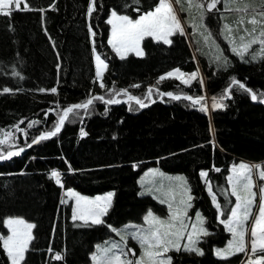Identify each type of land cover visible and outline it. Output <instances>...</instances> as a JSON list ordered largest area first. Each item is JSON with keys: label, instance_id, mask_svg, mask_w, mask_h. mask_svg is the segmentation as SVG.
I'll list each match as a JSON object with an SVG mask.
<instances>
[{"label": "trees", "instance_id": "1", "mask_svg": "<svg viewBox=\"0 0 264 264\" xmlns=\"http://www.w3.org/2000/svg\"><path fill=\"white\" fill-rule=\"evenodd\" d=\"M24 3L30 10L0 14V132L7 127L22 131L12 148H26L44 132L54 130L59 115L70 105L96 96L110 100L118 92L143 98L152 84L162 93L192 97L207 91L224 107L212 108L209 114L200 110L202 103L168 96L143 108L136 102L94 100L87 110L69 114L55 136L1 161L0 236L8 233L3 223L8 217H22L35 225L21 264H89L96 246L112 235V228L142 222L149 210L166 214V204L143 193L139 182L152 166L186 175L193 206L203 213L208 231L198 241L202 255L175 249L171 264H240L244 253L222 259L215 247L230 237L219 221L230 215L235 203L227 179L232 164L264 161V103L260 102L264 99V58L258 54L253 60L248 54L242 61L230 50L218 35L225 10L218 9L206 19L218 42L205 41L201 29L202 34L194 33L188 25L189 36L177 33L171 44L145 38L143 56L132 53L120 59L108 43L110 12L137 18L158 0H96L91 16L87 13L90 0H23L21 8ZM236 19L234 15L227 22L234 24ZM94 46L108 65L104 88L96 77ZM198 66L206 78V91L199 81L186 86L175 78L160 80L175 69L193 72ZM233 77L255 92L257 100L233 85L231 95L222 101ZM53 87L56 93L40 91ZM4 88L10 91L4 93ZM109 90L112 93L106 94ZM81 129L87 135L81 136ZM10 149L0 145V154ZM53 170L62 174L63 187L51 178ZM201 171L208 172L206 179L217 195L219 210ZM70 187L86 195L114 191L103 224L73 221L71 203H62ZM56 253L61 260L54 258ZM0 264H10L2 240Z\"/></svg>", "mask_w": 264, "mask_h": 264}, {"label": "snow or ice", "instance_id": "2", "mask_svg": "<svg viewBox=\"0 0 264 264\" xmlns=\"http://www.w3.org/2000/svg\"><path fill=\"white\" fill-rule=\"evenodd\" d=\"M182 0H175L176 4H181ZM221 0H208L206 11L215 10L217 4ZM236 0H226L225 7L227 8L230 4L235 3ZM243 2V0H241ZM22 0H0V14L4 16H10L15 10H30L27 3H24V7L21 8ZM96 0H90L87 13L89 16L92 15L95 9ZM188 11L191 12L192 8L197 10H205V5L203 3L197 2V0H187ZM15 6L14 8L12 6ZM180 10H185L181 7ZM239 13H242L237 23V28L233 29L229 24L224 25V31L226 32L225 39L233 45L231 51L239 56V58L244 61L245 53L252 49L254 45H259L258 53L253 51L252 59H257L259 54L260 58H264V0H260L259 6H255L253 3L245 2L243 7H237L232 9ZM43 11V10H41ZM139 11V9H137ZM251 14V18L245 20L244 16ZM259 17V19L257 18ZM200 19L203 20V11H201ZM108 24L112 26L111 37L108 43L112 46L113 51L116 53L120 59H124L127 52H134L136 55H143L141 48V41L145 38H153L157 41H162L164 44H171L172 40L170 37L176 35L177 33L183 35L184 29L182 23L178 17L177 10L173 6V0H158L155 7L147 12H143L136 19H133L127 15H120L115 10L110 14L107 21ZM245 24L252 25L251 31ZM257 25L260 26L259 35H255L257 31ZM196 27L195 25H193ZM203 27V25H201ZM91 32V26H89ZM243 31L245 35H240L238 37L240 44L236 46V40L233 38L232 33ZM205 31H207L205 29ZM94 36L95 33L93 32ZM211 38V33L204 36L207 41ZM218 48V46H217ZM93 53L95 57L96 65V77L100 80V87L104 88L103 83V72L107 69L108 65L104 59L101 58L100 54H97L95 47H93ZM217 60L220 59L218 56ZM178 75H175L177 74ZM13 75H19V73H13ZM181 79L187 76V79H182L181 82L189 85L192 80L199 79L201 85H203V79L198 77L197 72L191 74H185L180 72L179 69L174 70V72H169L166 76L160 77V80L165 78ZM233 85H238L239 88L251 94L252 100H257V95L248 89L244 83L237 80L235 77L232 78L231 84L228 89H225V93H229ZM139 85H136L138 87ZM10 89L4 88L3 92L8 93ZM41 92L50 91L51 93H56L57 89L53 87L50 90L40 89ZM126 92L127 90H121ZM152 89H149V94ZM119 95V93H117ZM173 100H180L182 97L180 95H174L172 92L164 93ZM264 95V94H261ZM224 97H221L223 99ZM135 99L136 103L140 105L141 108L146 105L138 98L131 97ZM183 99L192 101V103L199 104L204 100V97L184 96ZM94 100H104V97H91L83 103L70 105L63 109L62 114L59 115V120L56 123L54 130L41 134L33 140V143H38L40 140H46L50 137L55 136L63 127L66 120L69 118V114L78 115L76 110L84 109L87 110L90 105L93 104ZM264 103V99L260 101ZM107 104L119 103L118 100L110 99L106 101ZM213 108H222L224 105L222 103L216 102V98H213ZM201 111H206V107L202 106ZM31 127V125H29ZM80 135H87L83 129L80 131ZM0 143H3L0 140ZM31 147V145H29ZM23 149L16 152H9L7 156L0 155V160L10 158L11 156L19 155ZM254 169H258V177L261 183L257 185L253 177ZM220 171V169H215ZM69 171H72L69 168ZM62 174L53 170L51 172V178H54L55 183L63 187ZM200 176L205 178V183L207 185V191L211 196L212 203L219 210L221 205L217 201V195L213 191V186L210 181L206 178L208 172L201 171ZM178 181V189L180 191V200L176 207H173L171 202H167L164 199L160 200L161 204L168 203L169 216L167 219H161L156 216L151 210L143 217V220L149 225L148 229L143 230L141 234H133V239H136L141 248V254L135 259V261L122 258L126 257L128 253L123 250L120 254L112 252V249L118 248L117 244H112L111 249L105 248L101 250V255H93V259L96 264H171V257H165V254L174 248L177 251L180 249L178 244L179 239L184 235L187 225L184 220L187 217L188 209L192 207L191 201L193 197L190 194V188L188 187V182L184 177L175 178ZM229 184L231 185V196L235 197L234 206L230 209V215L226 219H220V223L224 225L228 232L232 234V240L228 242V245L224 249H217L216 255L222 259H227L230 256L250 253L248 257L247 264H264V166L261 165H248L241 163L239 165H233L232 174L227 178ZM69 195H72L76 199V206L72 209V219L73 221L81 220L85 224L89 222L91 225H100L104 223L102 219L108 212L111 206V199L113 193L109 192L104 196H97L95 198H89L86 196H81L79 193L68 191ZM175 200V194L173 192L172 197ZM257 199L259 203H257ZM64 201H62L63 203ZM223 215V213H221ZM197 223L192 225L193 231L188 233L189 244L184 245V250L189 252H195L198 255H202V251L194 247L195 241L193 240L194 235H208V231L203 227L204 219L199 212L196 213ZM251 222V227L247 226L248 222ZM9 229L10 235L3 237L0 236V240L3 241V248L6 251L8 257L11 260V264H21L25 259V253L28 251L29 244L33 239L32 229L35 227L34 224L26 222L23 218H8L3 222ZM111 227V226H109ZM112 231H117L112 229ZM250 233V238L246 240V236ZM122 240L125 238L122 236ZM99 248V246H97ZM51 251V249H50ZM129 253L135 255L134 251L129 249ZM111 253V254H109ZM255 256V259L252 257ZM56 260H61L62 256L60 253H56Z\"/></svg>", "mask_w": 264, "mask_h": 264}, {"label": "rangeland", "instance_id": "3", "mask_svg": "<svg viewBox=\"0 0 264 264\" xmlns=\"http://www.w3.org/2000/svg\"><path fill=\"white\" fill-rule=\"evenodd\" d=\"M22 2H23V0H22ZM186 2H187V0H186ZM197 2L203 3L205 5V10H197L196 8H192L191 9V12L189 13V11L187 10L188 9V4L187 5L184 4L183 1L181 2V4H176L175 3V0H173V6L177 10V14H178V17H179V19H180V21L182 23V26H183V29H184V33L189 36L190 33H188V29H189L188 28V25H191V26L195 25L196 27L193 26L192 29H191L192 32H194V33L197 32L198 33L199 29H201V31L203 32V34L200 31L199 32L202 35L206 36V35H208V33H211V38L210 39L213 40L214 42H218L217 36L213 33L212 27H210L209 24L206 23V19H207V17H208L209 14H212V12L215 13V12L218 11V9L221 10V8H222V9L225 10L224 13H223V14H225V18L223 19L224 20V24L221 25V27L219 29V32H218V35L220 37H222L228 43L229 48L231 50V48L233 47V45L230 44L229 41L225 39L226 32L224 31V25L225 24H229L233 29H236L237 26H238L236 22L239 20V18L242 15V13H239V12L234 11L232 9H235L237 7H243L245 2L253 3L255 6L258 7L260 0H243V2H241V0H236L235 3L230 4L227 8L225 7L226 0H221V2L219 4H217L216 9L215 10H212V11H206V6H207V3H208V0H197ZM181 5L185 9V10H183L185 13H182V10H180L181 9ZM12 7L14 8L15 6L13 5ZM201 11H203V20L200 19ZM111 12H110V14H111ZM120 15H123V14H120ZM234 15H237L236 22L234 24H230V22H227V20H229ZM109 17H110V15H109ZM109 17H108V19H109ZM191 18L193 20H191ZM244 18H245V20L250 19L251 18V14L245 15ZM257 18L259 19V17H257ZM133 19H136V18H133ZM186 19H190L189 23H187ZM201 25H203V27H201ZM244 26L247 27L249 29V31H251L252 25L245 24ZM205 29L207 31H205ZM259 32H260V26L257 25V31H256L255 35H259ZM92 33H93V31H92ZM111 33H112V26L110 25V35H109V38L111 37ZM200 33H199V35H200ZM240 35H245V33L242 30L240 32H238V33L235 32V31L232 33L233 38H235V40H236V46H239V44H240V41L238 39V37ZM92 37L94 39L95 35L94 36L92 35ZM170 39H172V37H170ZM203 39H204V37H203ZM209 40H207V41H209ZM143 41H141V48H142L143 55H144L145 54V50H144V47H143ZM94 44H95V41H94ZM94 47H95L96 53L97 54H100L101 55V58L105 60V58L103 56V53L96 46H94ZM111 48H112V46H111ZM258 49H259V45H254L252 49H249V51L247 53H245V56L248 55V54H252L253 51H257V53H258ZM132 53L136 55V53H134V52H127L126 55H125V57L128 56V55H130V54H132ZM143 55H138V56H143ZM106 63H107V61H106ZM197 70H198V77L203 79V87H204V91H206L205 90L206 78H205L204 72H203V70L201 69L200 66H198V68L195 71H193V72H197ZM104 72H103V75H104ZM171 72H174V70L171 71ZM180 72H183V71L180 70ZM193 72H183V73H185V74H191ZM175 75H178V73L175 74ZM172 78H175V76L172 77ZM182 79H187V76L182 77L181 79H178V80L181 81ZM197 81H199V79L192 80L189 85H192L193 83H195ZM189 85H186V86H189ZM151 89H152V91H151L150 94H149V90L148 89L146 90V93H145L146 95L143 98H139V97H137L135 95H132V94L122 95L121 92H118V93H120V95H117V93H114L112 99H115V100H118L119 101V103H116V104H121V102L122 103L123 102H136L135 99H131V97H135V98H138L139 100H141L145 105H150L152 102H155L157 100H162V98L166 96V95H163L162 92H159L160 90H158L157 87L156 88H151ZM157 90H158V92H157ZM154 92H157V93L154 94ZM170 92H172L174 95H180L182 98L184 96H191L188 93H176V92H173V91H170ZM110 93H112V90H109V91L106 92V94H110ZM230 95H231L230 92L227 93L224 96V98L221 99V100L223 101L224 99H227V97H229ZM202 97H204V100L201 101V103H202L201 104V107L202 106L206 107V109H207L206 111L210 114L211 111H212V108H213L212 105H213V98L214 97L213 96H210L209 94H207V91H206L205 95H203ZM193 98H195V97H193ZM107 100L108 99H104L103 101L106 102ZM216 101L218 102L219 100L216 99ZM93 104H94V102H93ZM21 132H22L21 130L20 131L19 130H16L14 127H7L3 131H1L0 132V140L3 141V143H0L1 147L2 148H6V147L11 148L8 151V153L9 152H16V151H19L20 149H22V148H17V147L16 148H12V147L16 146L19 143L18 139L20 138ZM44 133H46V132H44ZM0 155H2V154H0ZM241 163H245V164H248V165H261V166H264V161L263 162L256 163V162H250V161H246V160H238V161H236V162H234L232 164L231 171H230V174L229 175L232 174L233 165H239ZM258 171H259L258 169H254V171H253V177H254V180L256 181L257 185H259L261 183V181L259 180V177H258ZM177 177H184L187 180L186 175L183 174V173H168V172H165V171L161 170L157 166H152V167L147 168L140 175L139 182L141 184L142 192L143 193L150 194L153 197H155L156 199H158L159 201L161 199H164L167 202H171L173 204V207L175 208L176 205L178 204L180 198H181L180 197V191H179V189L177 187L178 181L175 179ZM187 182H188V180H187ZM188 187L191 190V186H190L189 182H188ZM229 187H230V191H231V185L230 184H229ZM69 190H71L72 192H75V193H79L81 196L89 197L90 199L91 198H95L97 196H104L107 193L111 192V193H113V196H112V199H111V204H112L113 197H114V191H107V192L99 193V194H95V195H86V194L80 193L77 190H75L74 188L70 187V188H67L64 191L63 201L66 204L71 203L72 208H74L76 206V199H75L74 196L68 194V191ZM173 192L175 194V200H173L171 198ZM190 194L193 197L192 191H190ZM217 201L219 203L218 198H217ZM167 202L165 203L166 206H167L166 214H161L160 215L158 213H155L152 210L151 211L156 216L160 217L161 219H167L168 216H169V210H168V203ZM257 203H259V200L258 199H257ZM193 204L194 203H193V199H192V201H191L192 207L188 209L187 217L184 220L185 224L187 225V228L185 229L184 235L178 241V244L180 245V248H184V245L190 243V241L188 240V233H190V232L193 231L192 225L195 224V223H197L196 213L199 212L200 215L204 219V216H203V213L201 212V210L200 209H197L196 210L194 208ZM103 217H102V219H103ZM8 218H10V217H8ZM8 218H6V220ZM11 218H22V217L12 216ZM24 220L26 222H28V223H32V222L27 221L26 219H24ZM247 226L249 228L251 227V222L250 221L247 223ZM148 227H149V225L143 220L142 222H129V223H126V224H124L122 226H119L117 228H114L117 231H115V232L112 231V235L109 238H107L103 242L99 243L97 245V246H99V248L96 246L94 252L92 253L91 261H90L89 264H96V261L93 259V255L94 254H96L98 256L101 255V250H103L105 248L111 249L112 244H117L118 245V248L112 249V252H115L116 254H120V251L123 250L125 253H128V254H127L126 257H122V258H126V259H130V260L135 261V259L137 257H139L140 254H141V248H140L139 242L136 239H133V234L139 235V234H141V232L143 230L148 229ZM203 227L206 228V226H205V219H204ZM8 235H10L9 229H8V233L6 235H3V237H6ZM32 236H33V229H32ZM122 236L125 238L124 240L121 239ZM202 236H203L202 233L199 234L198 236L197 235H194L193 236V240L195 241L194 247H197V248L200 249L199 244H198V241H199V239ZM249 238H250V233L248 234V236H246V240H248ZM230 240H232V234L231 233H230L229 239L227 240V242L224 245L216 246L215 247V254H216L217 249H224V248H226V246L228 245V242ZM29 246H30V244H29ZM129 249L133 250L134 253H135V255H133L132 253H129L128 252ZM172 250H175V249L174 248H170V250L165 254V257H164V258L171 257V263H172V260H173V255L171 254V251ZM109 254H111V253H109ZM249 254L250 253H244L243 260L241 261L240 264H247ZM255 258H256L255 256L252 257V259H255ZM9 260H10V258H9ZM10 264H11V260H10Z\"/></svg>", "mask_w": 264, "mask_h": 264}, {"label": "water", "instance_id": "4", "mask_svg": "<svg viewBox=\"0 0 264 264\" xmlns=\"http://www.w3.org/2000/svg\"><path fill=\"white\" fill-rule=\"evenodd\" d=\"M155 102H156V101H155ZM155 102H152L150 105H146L145 107H149V106L153 105ZM121 103H122V102H121ZM63 127H64V125H63ZM63 127H62V128H63ZM62 128H61V129H62ZM33 144H36V143H32L31 146H32ZM28 148H30V147L28 146V147H26V148H23V151L20 152V154L23 153V152H25ZM7 155H8V154H7ZM7 155H3V156H7ZM11 157H13V156H11ZM11 157H10V158H11ZM7 159H8V158H7ZM4 160H6V159L0 160V162H1V161H4Z\"/></svg>", "mask_w": 264, "mask_h": 264}, {"label": "built area", "instance_id": "5", "mask_svg": "<svg viewBox=\"0 0 264 264\" xmlns=\"http://www.w3.org/2000/svg\"><path fill=\"white\" fill-rule=\"evenodd\" d=\"M157 86H156V84H152V85H150L149 87H148V90L150 89V88H156Z\"/></svg>", "mask_w": 264, "mask_h": 264}]
</instances>
